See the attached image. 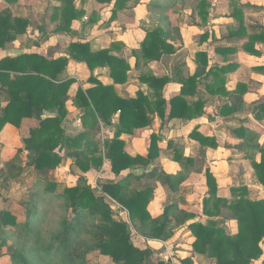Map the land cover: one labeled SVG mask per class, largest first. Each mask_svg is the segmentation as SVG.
<instances>
[{
	"label": "trees",
	"instance_id": "1",
	"mask_svg": "<svg viewBox=\"0 0 264 264\" xmlns=\"http://www.w3.org/2000/svg\"><path fill=\"white\" fill-rule=\"evenodd\" d=\"M4 1L12 4L18 0ZM96 1L99 3L113 1L112 15L117 10L128 6L131 1H134V5L139 3L138 0ZM176 2L183 4L184 0H148L143 3L147 11L158 15L159 20L156 27L145 32L140 47L131 51L135 57L136 66L142 62L145 64L159 60L164 53L175 52L174 43L177 41L176 38L180 39V33L178 28H172L168 15L173 11L171 6ZM205 5L204 0H198L193 7L202 23L207 21L209 16ZM242 7L251 6L242 4ZM56 10L61 19L56 29L64 33L71 32L72 21L81 18L85 13L76 7L75 0H61ZM2 12L4 14L0 13V47H4L6 42L13 40L16 33L24 32L27 24L26 21L13 17L7 9ZM230 15L237 21L236 27L230 33L246 37L242 45L245 51L255 55L260 54L256 44L264 45V24L251 23L246 27L243 22L242 9L237 7L233 8ZM97 18V13L93 11L87 18V22L96 23ZM207 39V33L200 35V41ZM113 46L114 44H111L107 48L93 51L87 41H70L67 49L70 58L84 62L91 71L95 67H107L113 83L122 84L127 81V73L131 66L125 58L111 54ZM218 51L223 50L218 49ZM67 63L68 57L66 56L53 58L36 51L0 58V133L5 126L21 129L24 120L35 119V123L29 124L24 130L25 134L21 138L20 147L14 159H17L21 151L27 152L28 155H32V158L26 164L35 171L51 170L64 157L71 158L75 166L82 171H87L89 164L84 160L99 159L95 156L98 148L93 147L96 144L93 136L94 132L102 127L105 130L113 129L111 136L105 140V146L114 175L124 170H129L131 174L141 169L142 173L134 174L138 177L159 178L171 192H176L186 178V174L182 171L175 174L167 173L153 164L160 153L162 144L160 135L153 132L148 136L145 155H131L125 150L126 145L125 141L120 138L121 134H132L136 130L148 127L154 115L161 120V127H166L172 119L189 121L202 116L204 102L201 99L188 101L186 98L196 93L199 82L205 81L207 92L221 94L225 97L218 113L230 119L241 110L242 98L247 91L246 84L242 82L238 83L233 90H228L224 75L232 65L209 66L208 54L205 51L196 52V68L191 75L180 77L179 70L176 71L175 78L179 77L180 88L177 93L168 98L163 94L164 87L169 81L167 75L155 76L142 73L139 81L146 83L150 92L146 94L138 90L134 97H121L116 94L113 84L104 85L90 76L88 80L92 83L91 86L83 88L77 85L72 97L73 103L81 111L84 131L71 137L65 134L63 125L68 113L66 99L69 98V89L75 82L74 79L65 75ZM255 69L264 74V65H258ZM250 107L254 118L262 121L264 119V97L253 101ZM114 114H117L115 122L112 121ZM233 133L242 140L237 147L246 152L247 157L251 159V166L258 180L264 185V145L258 143L256 131L240 126L234 128ZM190 136L202 146L216 147L214 136H205L196 129L190 133ZM168 145H170L169 142ZM71 146L82 148L80 151H71L68 149ZM257 153L260 154L259 160L254 159ZM173 157L174 160L179 161L182 155L176 152ZM186 160L191 159L186 158ZM8 162L9 165H15L10 160ZM126 179L127 177L103 182L100 185V194H96L85 182L79 180L65 187L56 198L58 200L61 198L63 205L65 204L63 207L70 208L74 215L70 220L64 218L61 225H66L67 231L69 229L81 230L82 227L87 226L88 232L86 233L93 241V249L97 254L110 259L113 264H145L152 249L149 246L135 245L131 240L132 232L135 231L136 234L151 239L165 240L173 234L174 227L193 219L196 213L180 210L181 203L174 201L165 205L162 211L155 216L149 210V202L154 189L148 185L143 188L131 187ZM206 186L208 193L203 197L199 213L206 217V222L192 221L187 224L188 231L194 237L191 242L193 252L213 258V264H249L252 258L260 255L257 241L264 234H261V226L257 222L264 210L259 211V215L254 214L252 220L247 215L240 214L247 188L245 186L230 188L232 196H240L239 201L232 207L237 221V234H226L222 226H219V222L215 220L220 214V206L225 202L217 196L216 181L209 174ZM54 190L55 184L53 183L45 189L50 195H53ZM106 196L127 211L131 225L123 219L113 218V209L106 200ZM36 202H32L31 207L34 208H30L27 213L25 223L31 224L34 221L37 214ZM0 221L3 226L18 224L11 212L5 209L0 210ZM172 223H175L174 227ZM252 232L254 234H251ZM13 257L11 256L12 259ZM178 260L180 264H192L190 256ZM152 264L171 263L157 261Z\"/></svg>",
	"mask_w": 264,
	"mask_h": 264
},
{
	"label": "rangeland",
	"instance_id": "2",
	"mask_svg": "<svg viewBox=\"0 0 264 264\" xmlns=\"http://www.w3.org/2000/svg\"><path fill=\"white\" fill-rule=\"evenodd\" d=\"M83 1H86L85 6L88 9L93 8L94 2L98 3L96 0ZM138 1L139 3L137 2L136 5H140L143 8L142 10H145L143 3L148 2V0ZM204 1L206 2V12L208 14L211 13V20L202 23L198 18L193 8L198 3V0H184L183 4L176 2L171 6L173 11L168 16L172 28H178V30L183 28L188 32L195 31L192 26L197 21L205 29L203 31L204 34L207 33L208 39L211 37L212 32H215L219 37H224L226 36V17L229 16L227 14H231L235 7L240 10L243 8L246 10L244 11L247 14L246 22L259 24V21H261V24H264V13L262 9L264 8V0ZM111 3L113 1L109 4ZM60 4L61 0H18L12 4L0 0V13L4 14L2 11H6L7 9L13 17H17L27 23L24 32L16 33L13 40L6 42L4 47H0V57L2 58L6 55L15 56L22 52L31 51L40 52L47 57L58 55L67 43H62L63 39L60 36L64 32H59L56 29L61 21L60 14L56 10ZM128 4L123 15V22L130 25V23H133L132 14L134 11L132 8L135 5L134 1ZM242 4H249L251 7H242ZM97 6L95 5V7ZM139 13L140 11H138ZM107 14H104L106 16L102 20L107 18ZM158 18V15H156L155 18L148 17L141 21V24L138 25V30H136V34L140 35L142 31L156 23L159 20ZM176 40L178 39L176 38ZM259 48L261 53H263V56L259 60L255 59V57H252L250 60L240 59V61L242 60L244 62L245 67L250 68L255 66V64H264V47ZM230 72L231 70L224 75L226 82L232 78L228 76ZM235 75L237 79H241L244 76L239 71ZM254 77L256 76L254 75ZM255 81L249 85V94L246 96L248 102L255 97H264V78ZM208 93L205 91V87L204 89L202 86L200 87L199 95L202 98L209 99L206 97ZM209 95L214 94L209 93ZM222 99L219 96L211 101H205V106L206 104L208 106L207 112L205 109V113H208L207 115L211 119L208 118V121L205 120L201 126L205 133L215 137L216 147L199 145L200 143L195 142L191 138L190 133L198 128L195 127L192 129L194 124H190L185 128V130L187 129L186 133H183L181 130L167 132L165 127H161V125L159 127L158 133L165 135V142L169 141L170 145H166L163 148L166 151L163 154L161 152L153 164L161 168L164 172L171 173V171H174L177 173L182 171L186 174V178L182 181L179 190L176 192H171L167 186L162 184L159 178L152 179L147 178V176L138 177L134 173L129 174V170L114 175L110 168V163L107 158V147L105 146V140L111 135L108 130L99 128L94 132L93 139L96 144L93 147L98 148L95 156L99 157V159L92 160L91 158L84 160L85 163L89 164L87 171L80 170L75 166L73 160L68 157H64L51 170L35 171L26 164L32 158V155H28L27 152L21 151L17 159L14 160L17 155V150L20 147L21 138L25 134L24 129L5 126L0 133V210H9L16 218L18 224L16 226H3L0 221V264H113L110 259L97 254L93 249V241L86 233L88 232L87 226L82 227L81 230L73 231L69 229L67 231L66 225H61L64 218L70 220L74 214L70 208H67V210L63 207L65 204L63 205V201L60 200L61 198L58 200L56 196L61 194L65 187L73 185L78 180L83 183L85 182L96 194H100V185L103 182L120 180L127 177L126 180H128L131 187L143 188L148 185L154 189L150 201L154 198L157 186L161 185L165 189L166 197L164 195L163 198L159 196V199L157 197V201L161 200L160 203H156L154 200L149 205V210L152 211L153 215L157 216L165 205L174 201L181 203L180 210L192 211L199 215L203 197L208 193L206 179L209 174L216 181L218 188L217 196L219 199H224L223 201L225 202L220 206V214L215 220L219 222V226H222L226 234H237V221L232 212V207L239 201L240 196H232L229 189L242 186L247 188L239 213L247 215L252 220L254 214L259 215V211L264 210V185L258 180L257 174L251 166V159L247 157L246 152L238 149L237 146L241 144L242 140L234 135L233 130L234 128L245 126L256 131L258 143L264 145V119L262 121L256 120L249 105L244 110L241 108L238 112L239 115H236L232 119L225 117L216 118L219 110L218 104H220ZM211 103L213 105H209ZM72 112L74 113V111ZM79 123V126L75 125L73 127L71 126L72 129H66L65 134L74 137L84 131L82 121ZM191 129L192 131L189 132ZM141 146L142 143H139L137 148ZM81 148H77L76 146L68 147L71 151H80ZM176 148L177 151H175ZM176 152L182 155L179 161L174 160L173 156ZM186 158H190L191 160L187 161ZM254 159L259 160L260 154L257 153ZM8 160L12 161L15 165H9ZM50 183L55 184L53 195L45 191ZM105 198L112 206L113 218L116 220L123 219L128 225H131L127 211L116 202L111 201L107 196ZM34 201H37L35 207L37 214L35 219L31 224L25 223L27 213L30 211V208H34L31 207ZM228 206L231 207L229 208ZM197 217L202 219L203 222H206L204 215ZM257 224H260V232L264 234V213L260 216ZM172 226L174 227L175 223H172ZM176 228L178 226L173 228V233ZM136 233L133 231L131 234L132 242L140 247L150 245L149 247L152 249V253L145 264H152L153 261L169 262V258H165L166 255L163 253L165 247L161 242L158 245L152 246L148 243L151 238L140 236L142 239L140 237L139 239L136 238L138 235ZM183 233L177 232L176 234ZM251 234L254 233L252 232ZM178 241L179 244L176 248L179 251H190L185 246V244L188 245V241L185 242L182 239ZM257 242L260 255L257 258H252L249 264H264V235ZM153 249L155 253H153ZM182 253L174 252V255H172L178 260ZM11 256H14L13 259Z\"/></svg>",
	"mask_w": 264,
	"mask_h": 264
},
{
	"label": "crops",
	"instance_id": "3",
	"mask_svg": "<svg viewBox=\"0 0 264 264\" xmlns=\"http://www.w3.org/2000/svg\"><path fill=\"white\" fill-rule=\"evenodd\" d=\"M85 4H86V1H83V0L76 1L75 0L76 7L78 9H82L85 13L81 18L72 21L71 32L62 33V35H60L62 36V39H63L62 43L63 42H67V43L66 45H64V49H61L58 55L53 56V58H56L58 56L68 57V63L65 69V75L68 78H72L75 80V82L71 85L69 89V92H68L69 98L66 101V108H67L68 113L63 123L65 131L66 129H72L71 126L73 127L75 125L76 126L80 125L79 122H81V111L73 103L72 97L76 91L77 85H81L83 88L91 86L92 83L88 80L90 76L100 81L104 85L113 84L116 94L121 97H127V96L134 97L138 90H142L146 94L150 92L147 84L139 81V76L142 73L152 74L155 76L167 75L169 78V81L167 85L164 87L163 94H164V97L168 98L171 95L177 93L180 88V83L178 81L179 77H177V79L175 78L176 71L179 70L180 77L181 75L182 76L191 75L195 71V68H196L195 57H196V52L198 51L207 52L208 59H209V66H212V65L223 66L227 64L232 65L230 69L231 72L228 73V76H231L232 78L229 79L226 82L227 84L225 85L227 86V89L231 91L240 82L246 84L247 91L244 93L243 98H242V110L246 109L247 105H249L250 107L252 102L258 99L257 97H255L253 100H249L250 102H248L246 96L249 94L250 83L256 82L255 80L259 81L260 79L264 78V74L256 71L255 69L256 66L264 65V64H255V66H252L249 68V67H245L244 62H242V60L244 59L250 60L252 57H255V59L259 60V58L263 56L262 55L263 53H261V50L259 47L263 48L264 45L261 43L256 44V47L260 51V54L258 55L251 54L245 51L242 48V45L246 41V37H242L241 35L239 36V35L230 33V31L234 30L233 28H235L236 27L235 25L237 24V21L233 17H230L231 16L230 14H227L229 16L226 17V22H227L226 29H225L226 36L219 37L215 32L214 33L212 32L211 37L209 39L205 41H200L199 40L200 35L204 33L205 29L203 28L202 25L200 26V24H198V22L195 21L194 26H192L195 31L188 32L184 30L183 28L179 30L181 40L180 41L177 40V42L174 43L175 48H176L174 53H171V54L164 53L162 54L159 60L149 61L148 63H145V64L144 62H142L139 66H136L135 57L131 54V51L137 50L140 47V42L143 40L145 36V32L147 30H151L154 27H156L158 25V20L156 23H154L152 26L145 29L144 31L141 30L142 33L140 35L136 34V30H138V27H139L138 25H140L141 21H143L144 19L148 17L155 18L157 14L155 13L154 15V12H149L145 8H144L145 10H142L143 8L140 5L135 4V6H133L132 8L134 11V13L132 14L133 23H130V25H128L123 22V15L128 6L117 10V12H115V14L112 15L113 9H114L113 3L109 4V3H99V2L95 3L94 2L93 8L91 7L90 9H88L85 6ZM95 5L96 6L98 5V6L95 7ZM247 8H250V7H247ZM262 9L264 13V8ZM93 11L97 13L98 18H97L96 23L90 24L87 22V18L90 16V14ZM138 11H140L139 14H138ZM145 11L147 12L145 13ZM244 11L246 10L243 8L242 15L244 17V22H245L244 25L247 27L250 23H253V22H246L247 14ZM106 13H108L107 18H105V20H102L106 16V15L104 16V14ZM211 17L212 16L210 13L208 16L207 22L211 20ZM146 22H148V20H146ZM259 22L261 24V21ZM193 28L191 29L193 30ZM201 29L202 31H200ZM70 41H87L89 42L90 49L93 51L98 50V49L107 48L111 44H114L113 48H111V51H110L111 54L125 58L126 61L131 66L130 70L127 73V76H128L127 81L122 84H114L112 78L109 75V69L107 67L105 66L95 67L91 71L84 62L76 61L70 58L69 52L67 49ZM218 49H221L223 51H218ZM224 50H227V51H224ZM241 58L242 60L240 61ZM237 71H239L240 73H242V75H244L241 79L236 78L235 74L237 73ZM254 75L256 77H254ZM204 84H205V81L199 82L197 85L196 93L193 96L188 95L186 97L188 101H193V100L195 101L197 99H201L204 102L202 116L196 119L189 120V121H181L179 119H172L171 121L168 122L167 127H165L167 132L181 130L183 131V133H186L187 129L185 130V128L189 126L190 124L191 125L194 124L192 129H194L195 127L196 128L198 127L197 128L198 132L202 133L205 136H213L211 134L208 135L207 133H205L201 127L203 122L205 120L208 121V118H210L207 115L208 113L207 114L205 113V109H206V112L208 109L207 104L205 106V101L206 100L211 101L212 99L221 96V94L209 95L208 93L206 97H208L209 99L202 98L199 95V89L201 86L204 89L205 87ZM221 97L223 99L220 102V104H218V107H220V105L225 101V97L224 96H221ZM209 105H213V104L211 103ZM72 111H74V113ZM217 114L218 115L216 116V118L222 117L220 116L218 112ZM236 115H239V113L237 112L234 115V117ZM227 119H230V118H227ZM112 121L113 122L117 121V114H114V116L112 117ZM34 123H35V119H31V120L26 119L23 121V125L21 129L25 130L26 128H28L29 124H34ZM160 125H161V120L159 119L157 115H154L152 117V123L148 127L144 129L136 130L132 134L123 133L120 136V138L125 141V145H126L125 150L131 155H135V154L145 155L146 154V139L151 133L153 132L158 133ZM7 128H11V127H7ZM192 129L189 132H191ZM108 131L112 134L113 129H109ZM160 137L162 139V144L160 147L159 154H161V152L163 154V152L166 151L163 148L166 145L168 146L169 141L165 142V139H164L166 137L165 135L161 134ZM193 140L195 142H198L195 139ZM139 143H142V146L137 148ZM142 171L143 170L138 169L136 171H133V173L140 174L142 173ZM167 173H170V172H167ZM171 173H175V172L171 171ZM155 190L156 192L154 193V198L153 200L149 202V205L153 203L154 200L156 203H160L161 200L157 201V197L159 199V196L162 198L164 196L166 197L165 189L163 186L161 185L157 186ZM159 206L161 205L159 204ZM197 216H198V213H196V216L193 219L188 220L186 223L182 225H178V228L174 229V233L168 239H165V240L149 239L148 243L154 246V245L160 244L161 242L162 245L165 247V250H163L164 255H166L165 258L168 257L169 262L171 264H180L179 260H176L175 257L173 256L174 252H181V253L183 252L180 259L186 256H190L191 259L193 260L192 261L193 264H196V263L213 264L214 263L213 258H208L202 254L193 252L192 250L191 242L193 241L194 237L188 231L187 224L192 221H202V219H199ZM175 231L176 233L177 232L178 233L184 232V233L176 234ZM139 237L140 235L136 236V238H139ZM180 239H182V241H185V242L188 241V245L185 244V246L187 247V249H190V251L189 250L179 251L176 248V246L179 244L178 240ZM153 253H155L154 249H153ZM155 262L157 261H153V263Z\"/></svg>",
	"mask_w": 264,
	"mask_h": 264
}]
</instances>
